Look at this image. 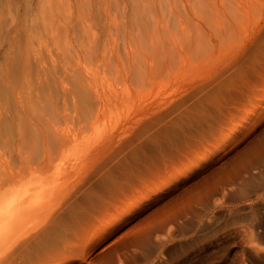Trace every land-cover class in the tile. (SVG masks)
I'll use <instances>...</instances> for the list:
<instances>
[{
    "label": "rangeland",
    "instance_id": "374dc122",
    "mask_svg": "<svg viewBox=\"0 0 264 264\" xmlns=\"http://www.w3.org/2000/svg\"><path fill=\"white\" fill-rule=\"evenodd\" d=\"M0 264H264V0H0Z\"/></svg>",
    "mask_w": 264,
    "mask_h": 264
},
{
    "label": "bare ground",
    "instance_id": "6f19581e",
    "mask_svg": "<svg viewBox=\"0 0 264 264\" xmlns=\"http://www.w3.org/2000/svg\"><path fill=\"white\" fill-rule=\"evenodd\" d=\"M137 1V0H136ZM1 217V216H0Z\"/></svg>",
    "mask_w": 264,
    "mask_h": 264
}]
</instances>
